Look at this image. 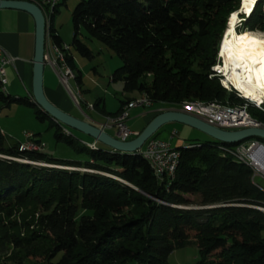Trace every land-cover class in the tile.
<instances>
[{"label": "trees", "instance_id": "obj_1", "mask_svg": "<svg viewBox=\"0 0 264 264\" xmlns=\"http://www.w3.org/2000/svg\"><path fill=\"white\" fill-rule=\"evenodd\" d=\"M240 4L80 0L72 12L69 52L52 26L57 8L49 41L64 51L74 73L71 49L93 57L78 39L82 27L122 62L110 81L152 105H240L211 72ZM239 18L237 33H264V0ZM74 80L80 87L78 71ZM132 100L120 101L117 112L106 116L121 115ZM0 101L33 108L38 121H48L56 142L86 158L67 161L22 151L20 144L7 146L0 133V255L7 256L0 264H169V255L191 241L198 248L196 264H264V187L250 167L226 152L264 141L229 145L209 139L175 148L180 161L174 177L160 181L142 154L81 143L33 99L6 94L1 82ZM254 111V120L264 124V112Z\"/></svg>", "mask_w": 264, "mask_h": 264}, {"label": "rangeland", "instance_id": "obj_2", "mask_svg": "<svg viewBox=\"0 0 264 264\" xmlns=\"http://www.w3.org/2000/svg\"><path fill=\"white\" fill-rule=\"evenodd\" d=\"M79 1L80 0H62L60 5L57 7V13L54 15L52 19L53 28L55 29L57 35L61 38L62 42L66 46L70 45L71 43L72 34H73L72 12L76 7V5L79 3ZM50 22L51 21H49V23ZM237 34L240 36L243 35V33H237ZM47 38H48V47H50L51 44L49 41V37ZM78 39L81 40L90 49L93 55L92 59L88 60L82 57L73 49H71L70 51L73 57V64L76 68V70H74V73L77 74L78 71L81 76L80 87H78L77 82L72 78L69 80V89H70L69 92L63 87L57 75L49 67L52 70L51 72L53 74L54 85L56 88L61 87V89L63 90L65 95L64 98L65 104H67L72 108V115L69 114L70 116L81 118L84 120L91 119L99 123L100 124L99 128H101L105 133L109 134L110 136H115L116 130L114 127L102 128L105 124L109 126L110 122L107 121L108 118H113V117H108L106 115L116 113L120 106L119 102L124 100L125 98L131 97L134 99H142L140 97L141 95H138L135 92L126 94L123 92L122 84L120 82L112 83L110 81L113 72L122 65L120 59L111 50L107 49L103 44H101L96 40L93 39L90 40L82 27L79 30ZM49 72H50L49 69L46 68L45 76H47ZM218 80L220 81V78H218ZM45 81L47 83L46 77L44 78V82ZM219 83L221 85V82ZM226 92L230 93L228 90ZM73 95L77 97L78 99L77 102H75V100L73 99ZM238 99L242 101V104L240 105L225 104L223 106L239 108V107H243L245 104V107L243 108L247 107V114L249 115L250 120L252 122H256V124H259V126L256 127L264 129V124L254 120L255 118L254 110L260 112L261 110L255 108L247 100L240 98ZM98 100H102V104L100 107L94 109L93 106H95ZM102 105L104 107V114L101 113ZM136 108L131 109L129 111L128 118L130 119H128V123H127V128L129 130L133 129L138 131L142 127V126H138L137 124L139 116H135ZM139 108L142 113H148L151 110L153 111V110L161 109L162 111H167V110L182 111L194 116H196L194 111H197L196 108L185 106L183 104H181L180 106H172V107L163 104H154L150 108H141V107ZM261 108L264 110V105ZM142 123H143L142 125H144L145 121H143ZM242 129L244 128H238L234 130L228 129L227 131H237ZM69 132L75 139H77L83 144L94 142L93 139L83 134H80L76 131L70 130ZM0 133L5 137L7 146L20 144L22 147L23 144L27 142L25 135H30L33 138V139L30 138V140L33 141L39 140L40 143L43 145V148L42 149L37 148L36 152L41 151L42 153L49 155L54 159H59V160L84 161L86 159L84 156L77 155L72 150L71 147L67 146L63 142H56L53 136L54 130L50 128L48 121H44V122L38 121L34 115V109L30 107L18 105L15 103L6 105L5 103L0 101ZM173 133L175 134V137L173 136L171 137ZM156 137H157L156 139H160L163 141L171 140L172 144H174L175 141L179 139L181 143H183L184 145L193 142H206L209 140V138L204 134L192 128L176 123H171L162 127L160 129L159 134L156 135ZM38 165L41 167L55 168V166H48L46 164H38ZM255 178H256L255 180L256 183L264 187V182L260 178H257V176ZM262 237L264 239V233H262ZM0 257H1V262H3V260L7 258L5 254L0 255ZM198 261H199V253H198V248L194 241H191L184 248L176 249L168 257L169 264H196Z\"/></svg>", "mask_w": 264, "mask_h": 264}, {"label": "water", "instance_id": "obj_3", "mask_svg": "<svg viewBox=\"0 0 264 264\" xmlns=\"http://www.w3.org/2000/svg\"><path fill=\"white\" fill-rule=\"evenodd\" d=\"M17 10L27 13L35 24V49L32 70V99L34 104L50 119L58 125L76 131L93 139L95 144H101L110 149L114 153L134 154L139 153L145 142L152 138L165 125L176 123L192 128L209 139L223 144H239L247 139L256 138L264 141V129L259 127H247L237 131H227L209 125L200 118L177 110L162 111L156 115L145 128L136 135L132 140L121 142L117 136H110L95 124L77 119L69 114L61 111L51 104L44 94L43 89V73L45 68L44 50L46 41V25L40 9L28 2L21 1H4L0 0V10ZM238 15H243L242 0ZM228 27V23L227 26ZM220 47V46H219ZM256 123V122H253ZM35 144L39 145L40 141L35 140ZM264 147L263 144L260 143Z\"/></svg>", "mask_w": 264, "mask_h": 264}, {"label": "bare ground", "instance_id": "obj_4", "mask_svg": "<svg viewBox=\"0 0 264 264\" xmlns=\"http://www.w3.org/2000/svg\"><path fill=\"white\" fill-rule=\"evenodd\" d=\"M61 1L62 0H52L44 14L46 37H49V21H51L53 11L60 5ZM257 2L258 0H254V2L251 3L246 2V0H242V12H244L246 16H249L252 13ZM241 21L242 20H240L238 12L233 14L229 19L227 27L228 32L223 40V43L221 42L222 45L220 44V66L218 70H220L221 73L217 76V78H220L221 85L224 89L236 94V96L240 99L249 101L255 108L264 112V110L261 108L264 105V33L246 31L242 36L238 35L236 29L238 25H240ZM49 48L54 51V54L57 56V59L60 62L61 66L68 73L69 80L72 78L74 79L73 72L71 71L65 60L64 51H66V48L64 47V51L54 48L52 47V45H50ZM214 68H217V65ZM212 77H215V73H213ZM142 99L144 106H152V104L147 99ZM189 106L196 108V110H207V106H210L216 111L244 112L247 114V107L232 108L219 104H190ZM136 107L137 101H133L124 109L123 112H125L126 110L134 109ZM247 117L250 120L248 114ZM107 121H113V119L108 118ZM250 121H248V126L252 125ZM257 125L259 126V124ZM256 144L260 143L256 142ZM92 148L95 149V147L93 146ZM36 149L37 148L27 147L26 145L22 146V151H36ZM234 150H238V147L228 151ZM142 156L147 160V157H145L144 155ZM179 157V152L174 148V174L180 161ZM242 163L250 167L254 171V176H257L256 165L253 162ZM258 166L261 168V166L264 165L258 164ZM263 168L264 167H262V169Z\"/></svg>", "mask_w": 264, "mask_h": 264}, {"label": "built area", "instance_id": "obj_5", "mask_svg": "<svg viewBox=\"0 0 264 264\" xmlns=\"http://www.w3.org/2000/svg\"><path fill=\"white\" fill-rule=\"evenodd\" d=\"M4 1H21L28 2L37 6L42 12L43 16L48 9L52 0H4ZM68 51V46L63 45ZM69 52V51H68ZM14 59L11 58L7 52L0 47V77L6 78V66L13 64ZM44 63L49 66L54 73L57 75L60 83L66 90L69 89V76L68 73L61 66L60 62L57 59V56L54 54V51L47 46V37L45 41V50H44ZM220 66V56L217 55V68H212V73H215V77L217 78L220 75V70H218ZM224 85V84H223ZM70 92V91H69ZM73 99L77 102V97L73 95ZM133 101H137V107L141 108H150L151 106H144L143 99H133ZM129 111L126 110L123 112L121 116L113 117V121H108V125H104V127H114L116 130L117 139L121 142L129 141L130 139L136 137L137 134H133L126 125V121L129 116ZM195 115L200 119L204 120L209 125L214 127L224 129V130H234L238 128H247V127H256L258 126L256 123L250 121L247 117V114L244 112H229V111H216L212 109L210 106H207V110H197L194 111ZM248 121L252 123V125L248 126ZM66 132V131H65ZM27 142L23 145L31 148H43V145L39 143V145L35 144L33 140H30L32 136L25 135ZM33 139V138H32ZM94 147V146H93ZM262 149V150H261ZM228 154L234 156L240 162H253L256 165L257 178H260L264 182V168L262 169L258 166V164L264 165V147L260 144H256V142H248L238 146V150L234 151H226ZM140 154L147 157V162L150 164L154 176L157 180H169L174 177L173 172V162H174V148L171 145L163 140L150 138L148 139L143 147L141 148Z\"/></svg>", "mask_w": 264, "mask_h": 264}, {"label": "crops", "instance_id": "obj_6", "mask_svg": "<svg viewBox=\"0 0 264 264\" xmlns=\"http://www.w3.org/2000/svg\"><path fill=\"white\" fill-rule=\"evenodd\" d=\"M0 47L3 48L11 58L14 59L13 64L8 65L5 68L6 78L0 77L3 91L15 98L29 97L32 99V70L35 49V24L31 16H29L25 12L17 10L1 9ZM46 68H48L50 72L52 71L49 66L45 65L43 73V89L46 98L55 107L61 109L67 114L72 115V108L65 104V95L63 90L61 89V87L56 88L54 85L52 72H49L47 76H45ZM45 77L47 78V83L46 81L44 82ZM140 97L143 98L142 96ZM129 98L134 99L131 97ZM98 101L101 102L99 104L100 107L102 104V100ZM102 108L104 109L103 105ZM135 112V116H139L137 124L138 126L142 127L138 131L133 129L130 131L133 132V134H139L156 115L162 112V110L157 109L153 111L151 110L148 113H142L140 108L137 107ZM77 119L95 124L97 127H99L100 125L99 123L91 119ZM128 119L126 125L128 123ZM143 121H145L144 125H142ZM172 136L175 137V134L173 133L171 137ZM164 141L168 142L173 148L186 146L181 143L179 139L176 140L174 144L171 143V140ZM87 146L92 148V146L95 147L96 144L94 142H91L88 143Z\"/></svg>", "mask_w": 264, "mask_h": 264}, {"label": "snow or ice", "instance_id": "obj_7", "mask_svg": "<svg viewBox=\"0 0 264 264\" xmlns=\"http://www.w3.org/2000/svg\"><path fill=\"white\" fill-rule=\"evenodd\" d=\"M246 2H249V3H251V2H254V0H246Z\"/></svg>", "mask_w": 264, "mask_h": 264}]
</instances>
